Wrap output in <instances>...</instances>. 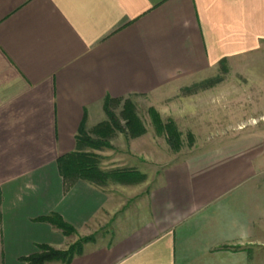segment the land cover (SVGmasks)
<instances>
[{
  "label": "crops",
  "instance_id": "1",
  "mask_svg": "<svg viewBox=\"0 0 264 264\" xmlns=\"http://www.w3.org/2000/svg\"><path fill=\"white\" fill-rule=\"evenodd\" d=\"M261 51L264 0H0V264L75 235L92 239L69 264H264V134L187 155L139 195L67 189L58 166L83 122L92 135L108 121L107 98ZM52 213L76 234L41 220Z\"/></svg>",
  "mask_w": 264,
  "mask_h": 264
},
{
  "label": "rangeland",
  "instance_id": "2",
  "mask_svg": "<svg viewBox=\"0 0 264 264\" xmlns=\"http://www.w3.org/2000/svg\"><path fill=\"white\" fill-rule=\"evenodd\" d=\"M112 109L121 128L108 139L111 147L80 150L99 155L106 171L137 170L128 179L110 182L139 195L159 184L165 167L187 155L242 136L264 134V51L223 61L212 72L180 82L160 95L125 98L112 103ZM127 109L145 129L137 137L126 126ZM91 136L95 138L94 133ZM175 137L179 144L173 146ZM80 238L75 235L73 241Z\"/></svg>",
  "mask_w": 264,
  "mask_h": 264
},
{
  "label": "trees",
  "instance_id": "3",
  "mask_svg": "<svg viewBox=\"0 0 264 264\" xmlns=\"http://www.w3.org/2000/svg\"><path fill=\"white\" fill-rule=\"evenodd\" d=\"M105 110L108 116V121L99 124L93 130L95 138L87 132L85 123L83 122L76 137L78 150L64 155L58 160V166L65 180L67 189H69L78 180L89 181L98 186H106L112 180H120V177H127L126 179H128L132 175L138 174L135 169H114L106 171L100 166L101 158L99 155L80 150V148H83L84 146L94 148L105 146L111 147L108 139L115 133L116 130L121 128V125L112 109V101L110 98L106 99ZM131 112V110L127 109L128 114L126 115V126L130 130V134L137 137L141 135L145 129L141 123L137 122V118L132 115ZM177 142L179 144L178 140L175 142L171 141V144L175 146ZM41 220L49 222L53 226L57 227L66 236L76 234L75 227L66 222L58 213H52L49 216L42 217ZM91 239L92 237L80 238L67 250H58L50 247L49 245H39V252L26 258V260L29 264H45L47 262L55 261L69 264L74 256L82 254L83 244Z\"/></svg>",
  "mask_w": 264,
  "mask_h": 264
}]
</instances>
